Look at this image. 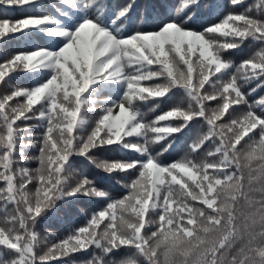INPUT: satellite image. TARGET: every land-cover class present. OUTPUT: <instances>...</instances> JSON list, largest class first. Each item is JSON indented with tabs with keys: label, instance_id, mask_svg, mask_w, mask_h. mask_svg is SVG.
<instances>
[{
	"label": "snow or ice",
	"instance_id": "6c2138e0",
	"mask_svg": "<svg viewBox=\"0 0 264 264\" xmlns=\"http://www.w3.org/2000/svg\"><path fill=\"white\" fill-rule=\"evenodd\" d=\"M141 9L0 0V264H264V0Z\"/></svg>",
	"mask_w": 264,
	"mask_h": 264
},
{
	"label": "trees",
	"instance_id": "16d2710c",
	"mask_svg": "<svg viewBox=\"0 0 264 264\" xmlns=\"http://www.w3.org/2000/svg\"><path fill=\"white\" fill-rule=\"evenodd\" d=\"M120 2H124V0H120ZM137 2L139 4H141L142 9L143 10V6L144 5H167L169 3V0H137ZM217 3L219 4H227L228 0H216ZM249 2H251V0H249ZM48 12H54V9L48 8L47 9ZM157 11H159V8H157ZM214 18V17H213ZM253 52V48L249 47L245 49V52L242 56H238L235 57L234 59H242V58H247L249 55H251ZM0 62H2V60H0ZM259 98V97H258ZM148 118L149 119H154L155 118V113H148ZM80 207L84 208L85 211H90V207L86 206L85 204H81ZM60 216H63V213L60 214ZM77 221L82 224L83 220L80 217H76ZM42 235H46L48 232H52L55 233L57 237H62L63 235H65V231L62 227V225L60 224V222L58 220H52L50 222H48L47 224H45L44 226L40 227L38 229ZM52 237H49V242H52Z\"/></svg>",
	"mask_w": 264,
	"mask_h": 264
}]
</instances>
